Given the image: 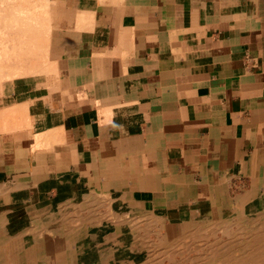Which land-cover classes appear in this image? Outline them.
I'll return each mask as SVG.
<instances>
[{
  "label": "crops",
  "instance_id": "crops-1",
  "mask_svg": "<svg viewBox=\"0 0 264 264\" xmlns=\"http://www.w3.org/2000/svg\"><path fill=\"white\" fill-rule=\"evenodd\" d=\"M49 3L37 74L0 82V264L127 256L132 226L264 194V0Z\"/></svg>",
  "mask_w": 264,
  "mask_h": 264
},
{
  "label": "bare ground",
  "instance_id": "bare-ground-1",
  "mask_svg": "<svg viewBox=\"0 0 264 264\" xmlns=\"http://www.w3.org/2000/svg\"><path fill=\"white\" fill-rule=\"evenodd\" d=\"M48 3L49 2L46 4V0H0V82L6 79L37 74V68L41 63L38 67L35 65L36 63L34 62H36V59H39L34 57L36 54L35 51H38L39 48V51L44 54L45 52L43 51L46 44H49L47 43V39L50 32L52 17L51 12L48 10ZM56 19L58 20V18ZM38 53L40 52H37L36 57H39ZM196 212L198 216L195 214L196 216L194 217H184L180 223L172 224L168 228L163 227L158 231H155L154 228L159 227V221L157 224L158 226L155 225L153 228L149 227L150 225L147 227L146 225L144 227L139 226L138 230H136V228L134 229L133 226L128 228L130 233H127L128 236H126L125 239L127 244V256L115 255L113 253L112 259L107 260L106 255H100L99 261H95V263L264 264V206H253L247 212L246 208L238 209L232 213L233 215L230 214L231 216H225L226 219H224V221L226 223H220L221 225L216 222L218 217L214 211L208 215H204L206 211ZM76 213H78V211ZM73 214H75V212ZM77 215L80 216V214ZM87 215L88 214H86V216ZM242 217H246V219ZM153 221H155V219ZM206 221H210V223L208 224ZM144 222L145 221H143V223ZM219 226H223L219 229V232L223 234V237H227V239L219 240V238V241L217 239L216 241L213 238L216 236ZM234 228H236V231ZM255 232H258L256 234L257 236H255ZM33 234L38 236L37 232H32L31 235ZM0 236H2L1 231ZM136 237L139 238L140 242H138L140 245L134 247L135 245L132 246L133 244L131 242L135 239L137 240ZM130 238L131 241L128 240ZM74 239L77 238L75 237ZM118 239V237H116L115 240L112 239L113 241L111 244L117 245L116 242ZM6 240L8 241L7 238ZM190 243L197 245L195 247L196 249H193L197 254L193 257L191 256L192 254L190 255ZM181 246H183L184 252H188L189 255L180 256L179 259H177L175 257L177 255L173 251L174 249L179 250ZM170 252L173 253L171 254ZM184 252L182 255H185ZM103 258H106V261ZM127 259L128 261H126Z\"/></svg>",
  "mask_w": 264,
  "mask_h": 264
},
{
  "label": "rangeland",
  "instance_id": "rangeland-1",
  "mask_svg": "<svg viewBox=\"0 0 264 264\" xmlns=\"http://www.w3.org/2000/svg\"><path fill=\"white\" fill-rule=\"evenodd\" d=\"M47 2H49V0H46V4H47ZM52 5L50 4V3H48V10L51 12L52 10ZM37 52H41V51H39V48H38V51H35V53L37 54ZM36 54L34 55V57L35 58H38V57H36ZM38 56H39V53H38ZM38 60L39 59H36V62H38ZM36 62H34V63H36ZM31 65V64H30ZM36 65V64H35ZM34 65V66H35ZM262 197V198H261ZM264 194L263 195H261L260 197H257L253 202H249V203H247V204H243V205H241L240 206V208L239 209H243V208H246V212L247 211H249V209H251L253 206H256V205H258V206H264ZM215 212V214H216V216L218 217V220H216V222L219 224V225H221V224H224V223H226L225 221H224V219H226V217L227 216H229L230 214L231 215H233L232 213H234L235 211H232V212H220V211H214ZM197 212L196 211H190V213H189V217H194V216H196L197 214H196ZM212 213V211H210V210H207V212L206 213H204V215H208V214H211ZM196 214V215H195ZM230 215V216H231ZM198 216V215H197ZM226 216V217H225ZM242 218H245L246 219V217H242ZM206 220H208V219H206ZM206 222H208V224L210 223V221H206ZM221 223V224H220ZM212 224H213V222H212ZM221 227H223V226H219L218 227V231H217V233H216V236H214V238L213 239H219V240H223V239H227V237H223V234L222 233H220L219 232V229L221 228ZM236 228H234V230H235ZM236 231V230H235ZM258 232H255V236H257L256 234H257ZM263 238V237H262ZM216 240V241H217ZM218 240V241H219ZM197 245H195V244H192V243H190V247H189V249H191V253H190V255L193 257L195 254H197L196 253V251L195 250H193V249H196L195 247H196ZM180 248V247H179ZM182 249V250H181ZM172 251V250H171ZM182 251V252H181ZM193 251H194V253H193ZM173 252H175L176 253V255L177 256H175L177 259H179V257L180 256H188L189 255V253L188 252H184V250H183V246H181V248L179 249V250H176V249H174V251ZM172 252V253H173ZM183 252L185 253V255H182L183 254ZM171 253V252H170ZM171 253V254H172ZM181 253V254H180ZM180 254V255H179ZM126 261H128V259L126 260Z\"/></svg>",
  "mask_w": 264,
  "mask_h": 264
}]
</instances>
